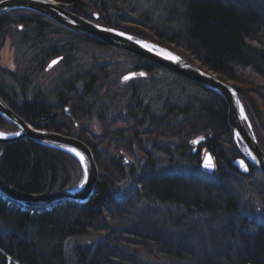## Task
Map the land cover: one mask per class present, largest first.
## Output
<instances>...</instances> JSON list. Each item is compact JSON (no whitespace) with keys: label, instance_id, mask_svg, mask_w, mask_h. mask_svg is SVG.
I'll return each instance as SVG.
<instances>
[{"label":"trees","instance_id":"16d2710c","mask_svg":"<svg viewBox=\"0 0 264 264\" xmlns=\"http://www.w3.org/2000/svg\"><path fill=\"white\" fill-rule=\"evenodd\" d=\"M58 1L67 3L84 18L94 20L98 15L97 22L101 25L154 41L192 63L199 61L200 67L233 82L264 149V134L257 125L258 118L264 115V0ZM82 2L87 6L80 9ZM144 3L153 6L150 14L143 12L145 6L138 9ZM20 14L26 15L0 16V57L5 41L12 35L17 36L19 46H27L32 35L39 38L45 30L50 32H46L49 45L41 51L44 65L63 52L58 48L59 33L69 35L63 41L64 49L70 53L67 59L75 58L72 52L78 51L81 44L114 49L34 14ZM124 53L134 60L122 62L124 68L131 65V70L174 77L173 83L162 80L171 91L177 92L173 110L182 115L181 121L167 112L174 104H169L165 96L156 99V103L147 99L140 86H128L135 93L130 100L139 98L142 107L146 106L156 119L150 120L146 128L141 121L132 120L126 126L127 132L105 127L104 136L94 143L74 128L56 127L54 123L74 93L73 76L64 81L67 89H62L60 83L56 86L57 103H60L53 107L43 101H26L31 95L27 89L32 84L29 77L23 75L18 79L12 70L0 71L2 98L37 128L56 130L89 144L101 173L92 199L83 205L63 201L32 213L0 196V264H65L67 240L105 232L108 235L98 243L77 248L74 264H154L142 257H155L154 253L164 258L166 264H264L259 259H264V232L256 236L257 245H261L259 258L239 251L243 248V236L236 234L226 240L218 234L223 228L219 226L229 218L247 236H254L251 231L259 226L250 222L248 216L257 209V204L264 206V176L255 170L243 176L234 169L233 161L238 153L231 140L226 101L134 54ZM114 67L111 70L92 67L84 75L76 76L77 81H82L85 87L97 77L100 86L107 87L109 79L113 81L123 69ZM10 78L14 80L7 81ZM15 81L21 87L16 93L9 84ZM81 92L88 91L82 88ZM250 92H255L259 99L251 98ZM127 93L128 90L125 97L130 98ZM76 103L73 111L79 106ZM100 120L103 125L107 122ZM0 130L14 133L17 129L0 116ZM200 136L206 138L201 147L210 149L217 159L215 173L201 168V150L195 157L191 155L189 142ZM164 144L168 149H162ZM121 152L134 163L127 161ZM0 175L25 193L75 188L84 177L74 158L30 139L0 144ZM192 236L203 244L211 243L214 255L204 257L202 252L192 251L186 244V238Z\"/></svg>","mask_w":264,"mask_h":264},{"label":"water","instance_id":"95a60500","mask_svg":"<svg viewBox=\"0 0 264 264\" xmlns=\"http://www.w3.org/2000/svg\"><path fill=\"white\" fill-rule=\"evenodd\" d=\"M18 9H26L44 15L72 33L87 36L92 40L130 52L147 62L159 66L204 88L205 90L223 97L228 105V123L237 149L251 166L257 168L264 174V152H262L258 145L249 118L247 117V120H245L241 115V108H243V113L247 116L239 93L234 86L227 82H223L209 72H204L198 69L181 55L165 46L121 30L104 27L93 20L79 17L73 14L71 10L61 3L57 2L56 4L51 0H0V16ZM119 33H124V35H120ZM128 37H132V39H128ZM137 41H141L142 43H137ZM144 44L154 47L149 51L143 46ZM168 52L179 57V61L170 60L166 58L165 55L161 54ZM58 60L59 59L54 61L58 62ZM60 60H62V58H60ZM53 62L49 68L57 64H54ZM132 73H136L134 78H139L145 75V73L144 75H139L143 72ZM130 74L127 76H130ZM0 115L19 130V135L8 134L6 137H0V144H11L21 140L30 139L44 147L60 151L74 158L80 163L83 173L85 165L87 166V183H84L83 187L80 185L84 181V177L82 182L75 188L53 190L44 193L22 192L9 184L0 175V196L6 202L17 204L25 210H45L64 200L73 201L79 204H87L92 199L99 180L100 171L93 152L86 143L77 138L60 133L32 128L23 118L9 107L1 96ZM239 141L245 147L248 155L242 151ZM192 144L193 146L198 145V143L194 142ZM71 149H75L76 152L81 153L85 158L84 161L82 162L80 157L77 156L75 152L71 151ZM209 156L211 157V162L214 164L211 154H208L206 158L202 160L201 164L204 168L213 171L215 169V164L214 167L211 168L205 166L208 163L207 157ZM253 157H255V159H253ZM241 161L246 165L244 160H240V162ZM240 162L237 163L238 166L243 173L247 174L249 172L248 167L247 170H245V167Z\"/></svg>","mask_w":264,"mask_h":264},{"label":"bare ground","instance_id":"6f19581e","mask_svg":"<svg viewBox=\"0 0 264 264\" xmlns=\"http://www.w3.org/2000/svg\"><path fill=\"white\" fill-rule=\"evenodd\" d=\"M51 1L55 2L56 4H57V2L58 3H61V4L65 5L69 10H71L69 8V5L67 3H63V2L58 1V0H51ZM86 6H87V3L82 2L80 4V9L81 8H85ZM22 12L23 13H31V14H34L36 16H39L41 18H44V19H46V20H48V21H50V22H52V23H54V24H56V25L64 28L63 26H61L57 22L51 20L50 18H48V17H46L44 15H41L39 13L30 11V10H26V9L14 10L12 12H9V13L5 14V15H8V14H11L12 16L13 15H26V14H20ZM71 12L73 14L79 16V17H82L77 12H74L72 10H71ZM16 18H20V17H16ZM98 18H99L98 15H95L94 16V19L98 20ZM97 24L101 25L100 23H97ZM102 26H104V25H102ZM104 27H107V26H104ZM43 28L44 29H48L47 27H43ZM64 29H66V28H64ZM45 31L46 32H50L48 30H45ZM46 32L44 33V36H41L39 38L36 35H32L30 37V39H31L30 40V43L33 46L41 49L42 51H45L44 49L49 45V42L47 41V38H49V36L47 35ZM45 36H46V38H45ZM80 36H82V35H80ZM65 37H69V35H65V34H60L59 33L57 35V38L58 39H61V40H57V41L59 42L58 43V48H60L61 51L67 53L66 52V49H64V47H63V46H66V44H64V42H63ZM82 37L85 38V39H91V38H89L87 36H82ZM27 46L29 47V45H27ZM62 47H63V49H61ZM188 55H190V54L188 53ZM191 57H193V56H191ZM142 60H144V59H142ZM61 62H64L66 64V66L69 67V66L74 65L77 62V58L75 57V58H71L69 60L61 61ZM197 62L200 64L199 61H197ZM190 63L193 64L198 69L204 71V72H209V73L212 72V71L208 70L205 67H200L201 65L197 66V65H195L192 62H190ZM47 69H51V68L47 67ZM69 71H70L69 76H73L72 69L69 70ZM239 73L240 72H238V74ZM211 74L216 75L214 72H212ZM95 78H96L95 81L92 82V80H91L90 83H88V84L85 85V89H87L88 92L85 93V94H82L81 90H82V88L84 86V83L82 81H79V80L77 81V77L76 76L74 77V80H75V83H74L75 89L74 88L72 89L74 93L70 94V96H69V100H68V102L66 104V110H63V113L60 116L56 115V118L54 119V123H56V125H55L56 127H60L61 125H64V126L68 127L69 129H73L74 128L78 132V134H80L81 136H84L85 138H88V140H90L91 142H94L95 143L97 140H100L104 136V134L106 133L105 132V127H107V128L108 127H111V128L114 129V131H116L117 129H119L120 132H123V131H126L127 132L128 127H126V126L127 125L130 126L131 123H132V120H133V122H135V121H139L140 122L141 121V123L143 125V128L144 127L146 128V125L149 123L150 120L156 119L154 117V115L152 114V112L146 106H143L142 107V104H141L142 101L139 100V98H136V100H128V99H126V97L124 95V97H123L124 104H123V107H122L123 109L120 108V106L118 104L119 101L117 102L115 100V97H112V96H111V101L110 102L108 101L106 104H103V101L101 99L104 98L106 95H109L110 94V91L111 92H114L117 89V87H116V84L114 83V81H112L111 79H109L110 83H107L106 84L107 87L106 86H103V85L100 86V83L97 81V77H95ZM217 78H219L223 82H226V80L222 79L220 76L217 77ZM60 81L61 82H59V83H60V86L62 87V89H67V85L64 82L65 79H60ZM255 94H256L255 92H250V97L253 98ZM72 95H73V97H72ZM117 97L118 96H116V98ZM73 98H79V100L74 101ZM26 99H27L26 100L27 102H31V103L36 102V103H38L37 102L38 99H34L33 96H30L29 95V97H27ZM96 99L98 101H101L100 102L101 103L100 106L102 108L100 106H97L96 107V104L94 105L92 103ZM154 100L156 101V99H154ZM43 102L45 104H47L45 101H43ZM76 102H78L79 106L78 107L76 106L77 107L76 111H73L72 108H73V106L75 107V104H77ZM59 103H57V102L56 103H53V105L55 104V106H53V107L59 106ZM156 103H157V101H156ZM7 104L9 105V107L13 111H15L12 108V106H10L9 103H7ZM169 104H174V100L172 102H169ZM173 108H175V104L172 105V106H170V107H168L167 108V112L170 111L169 113H171L170 115L172 117H174L176 120L181 121L182 115L179 112H177L176 110H173ZM227 108H228V105H227ZM95 113H96V116H94ZM17 114L21 118H23L34 129L48 130V131L60 133V134H63V135H67V134L58 132L56 130L37 128L32 123L28 122L19 113H17ZM1 117L5 121H7L3 116H1ZM100 119H102L104 121L106 120L107 121L106 124L103 125L101 123V120ZM93 120H96L97 123L99 124V128L100 129H99L98 132H96L94 128H91L89 126V124ZM227 122H228V110H227ZM8 123L11 124L10 122H8ZM42 123L43 124H47L45 121H43ZM172 125H174V124L172 123ZM257 125H258V128L261 131V133L264 134V115L261 118H258ZM12 126H14V125H12ZM228 126H229V123H228ZM16 129L17 130L14 133H7V132H4L2 130H0V131H2L3 133H6V134L13 135V134L19 132L18 128H16ZM144 130L145 129H143V131ZM229 131H230V133L232 135V137H231L232 144H234V147L236 148L237 153H238L235 156L234 161H233V166H234V169H235L236 173L241 174L243 176H249L252 173V170H255L258 174L264 176V174L262 172H260L257 168L251 166L245 160V158L240 154L239 150L237 149V147H236V145L234 143L233 134H232V131H231L230 126H229ZM67 136L74 137V138H77V139L81 140L80 138L75 137V136H71V135H67ZM255 136H256V134H255ZM256 139H257L258 145L260 146L262 152H264V149L261 147V144L259 143L257 136H256ZM81 141H83V140H81ZM194 141H199L197 146H193L192 143ZM205 141H206V138L204 136H200V137H197V138H194L193 140H191L189 142L190 149H191V155L195 157L199 153V151L201 150V153H200V166H201V168L205 172L212 174V173H215L216 170H217V167H218L217 166V159H216L214 153L210 149H208V148H202L201 147L203 145V143H205ZM84 143H86V142H84ZM226 143H228V141H226ZM239 144H240V147H241L242 151L248 155L245 147L243 146V144L240 141H239ZM87 145L90 147L91 151L93 152V149L91 148V146L89 144H87ZM162 149H164V150L165 149H168V145L167 144L162 145ZM195 151H196V153H195ZM223 153H225V149L223 150ZM120 154L122 156H124L127 161H131L130 163H134V161L127 154H124L123 152H121ZM208 154H211V156L213 158V161H214V164H215V169L213 171L204 168L202 166V164H201V161L204 158H206V156ZM93 155L95 157L94 152H93ZM95 160H96V158H95ZM240 160H244L245 161V163H246V165H247V167L249 169V172L247 174L243 173L241 171V168L238 166L237 163L240 162ZM96 162H97V160H96ZM78 164L80 165L79 162H78ZM97 165H98V163H97ZM98 168H99V165H98ZM99 171H100V168H99ZM71 174H73V173H71ZM100 178H101V173H99V178L98 179L100 180ZM95 191H96V189H95ZM64 201L73 202V201H69V200H64ZM62 202H59V203H62ZM59 203H57V204H59ZM22 210L23 211H30V212L33 213L35 210H38V209H34V210L28 209V210H25L24 208H22ZM38 211H41V210H38ZM254 218H255V216H254ZM261 218L264 219V216L261 217ZM248 219L250 220V222L255 223V224H257L259 226L258 228H256L255 230H253V234H255L254 236H251V235L247 236V234L244 232V230H242L241 227H237L236 228V226H235V220H231L229 218L226 219L224 221V223L219 226V227H223V228H222V230L218 231V234H219V236L222 237L221 239H226V240H228L229 238H231L232 236H234L236 234H239L240 238H242V236H243L244 237V239L242 238V240H243V246L242 247L243 248H240L239 251L240 252H245L246 254H249V255H252L253 254L254 256H256V257L259 258L260 257V254L258 252H261V250H260V248H261L260 246L261 245H257V243H256V238L257 237L256 236L261 235L262 232H264V222H261L260 219H256V220L255 219H251V218H248ZM245 229H247L248 232H249L248 227L245 228ZM228 232H229V234H227ZM192 238L193 239H192L191 242H189V241L186 240L187 246H189L192 251L194 250V252H202V256H204V257H212L214 255V251L212 252L213 246H212L211 243L203 244V242L197 240L195 238V236H193ZM221 250H224V249H221ZM225 252H227V251H225ZM259 259L264 261V259H262L261 257Z\"/></svg>","mask_w":264,"mask_h":264},{"label":"rangeland","instance_id":"374dc122","mask_svg":"<svg viewBox=\"0 0 264 264\" xmlns=\"http://www.w3.org/2000/svg\"><path fill=\"white\" fill-rule=\"evenodd\" d=\"M144 5H141L140 8L142 9ZM146 10H143L145 14H150L152 10L154 9L153 6L150 8V6H145ZM130 18V17H129ZM96 23L98 20L94 19ZM20 26H18L19 28ZM65 43V42H64ZM66 44V43H65ZM29 47L31 49L27 48V46H19L18 44V38L14 34L12 35V38H9L5 41L4 47L1 52L0 57V71L5 70H12L18 74V79H20L23 75H26L30 78L32 81V84L30 86V89H28L29 93H32L30 96H33L34 99H38L37 102L45 101L47 105L55 106L53 103L57 102L58 96L56 95V86L59 84L60 79H69L71 76H69L70 71L72 69L73 77L84 75L86 71H89L90 68H112L114 69L116 66L117 69L123 67L121 63H129L134 62L132 58L127 56L124 52L131 54L130 52H127L125 50L112 47L116 50H110V49H103L101 46L91 45V46H82V44L79 46V50L76 52H72L74 57L77 58V62L72 66H66L64 62L69 60L66 57L70 56L69 52L65 53L62 52L60 55L50 59L47 63L42 62L43 54L41 53V49L33 46L32 44H29ZM119 50V51H118ZM181 52V51H180ZM182 53V52H181ZM183 54V53H182ZM188 55V54H187ZM191 57V56H190ZM62 58V60H60ZM70 58V57H69ZM193 58V57H192ZM58 60L57 64L51 69H47L54 60ZM35 60V62H34ZM64 63V64H63ZM195 65L199 66L200 64L196 61L193 62ZM128 65V64H127ZM131 65H128L126 68L123 67L122 70H120L113 80L116 84L117 89L114 92L110 91L109 95H106L101 100L103 101V104H106L108 101H111V96L115 97V100L119 101V106L121 109H123L124 104V94H126V90H128V95L130 98H126L130 100L134 97L135 93L133 92V88L128 86H140L141 90H143L145 96H147L148 100H154V99H161L160 96H165V99L168 102H172L176 97V91H171V87L168 85V83H173L174 77L169 75H150L144 70H131L129 69ZM39 67V68H38ZM111 70V69H110ZM132 72H143L145 73L144 76L134 79H124L128 74ZM115 73V72H114ZM112 72V74H114ZM212 73V72H211ZM216 74V73H215ZM214 75V74H213ZM215 77H219L217 74L214 75ZM166 79L168 83H165L162 79ZM158 79H160L159 82H156ZM14 80L13 78H10V80L7 79V81ZM2 81V79H0ZM227 83L234 85L231 81H226ZM5 86L7 83H5ZM10 85L13 86L14 92L16 93L21 90L19 82H10ZM85 89V87H83ZM132 89L131 91H129ZM116 96H118L116 98ZM152 96V97H151ZM156 97V98H155ZM254 98H258V95H254ZM13 101H16L14 97L12 98ZM164 100V98H163ZM101 101H98L97 99L94 100L92 103L96 104L97 106H100ZM101 107V106H100ZM102 108V107H101ZM66 109V106L63 107V110ZM96 116V113L94 114ZM89 126L91 128H94L96 132L99 131V124L96 120H93ZM148 147V146H146ZM144 152H147L146 149H143ZM149 152V151H148ZM150 153V152H149ZM120 197V195L118 196ZM83 205V204H82ZM256 210L252 212L248 217L251 219H260L261 222H264V219L261 217L264 216V206L262 204L256 205ZM255 216V218H254ZM237 228V227H236ZM253 233V231H251ZM229 234V232L227 233ZM108 233H93L89 234L83 237H74L65 242V264H74L75 263V251L77 248L81 247H87V245H90L92 243H98L101 241ZM193 237V236H192ZM192 237L186 238L187 241L191 242ZM151 252V251H149ZM156 252V251H153ZM213 252V251H212ZM155 257L152 256H142L144 259L148 262L154 263V264H166V260L164 258L158 257L157 254H155Z\"/></svg>","mask_w":264,"mask_h":264},{"label":"snow or ice","instance_id":"6c2138e0","mask_svg":"<svg viewBox=\"0 0 264 264\" xmlns=\"http://www.w3.org/2000/svg\"><path fill=\"white\" fill-rule=\"evenodd\" d=\"M120 35H124V33H119ZM128 39H132V37H128ZM137 43H142L141 41H137ZM145 48H147L149 51H151L153 49L154 46H150V45H147V44H144L143 45ZM162 55H165L166 58L170 59V60H173V61H179V57L177 56H174L172 53L168 52V53H161ZM54 64L57 63V61H54L53 62ZM139 75H144V73H140ZM136 76V73H131L130 76H127L125 77V79H131V78H134ZM241 115L243 116V118L245 120H247V116L244 115L243 113V108H241ZM6 133H3V132H0V137H6ZM15 135H19V133H15ZM199 141H194V143H198ZM71 151L75 152L77 156L80 157V160L83 162L84 161V156L79 153V152H76L75 149H71ZM250 154V153H249ZM208 159V163L205 165L206 167H214V164L211 162V157H207ZM253 159H255V157H253ZM244 167H245V170H247V166L244 164L243 161L240 162ZM84 183H87V166L85 165V169H84V181L81 183V187H83Z\"/></svg>","mask_w":264,"mask_h":264},{"label":"flooded vegetation","instance_id":"af4514ba","mask_svg":"<svg viewBox=\"0 0 264 264\" xmlns=\"http://www.w3.org/2000/svg\"><path fill=\"white\" fill-rule=\"evenodd\" d=\"M66 110V109H65Z\"/></svg>","mask_w":264,"mask_h":264}]
</instances>
